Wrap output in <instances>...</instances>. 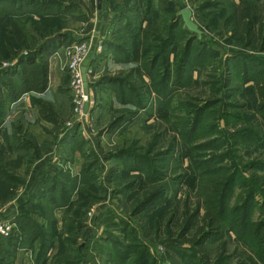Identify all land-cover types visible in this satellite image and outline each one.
<instances>
[{"label": "rangeland", "instance_id": "1", "mask_svg": "<svg viewBox=\"0 0 264 264\" xmlns=\"http://www.w3.org/2000/svg\"><path fill=\"white\" fill-rule=\"evenodd\" d=\"M132 5L145 14L148 3L103 0L110 19L96 30L97 0H0V89L20 57L41 62L42 44L65 35L50 49L58 89L0 107V223L15 224L0 233V264H264V108L243 64H264V0H154L143 40L124 18ZM186 7L203 34L181 19L174 52L160 50L151 76L153 35ZM80 41L95 44L86 116L69 68L68 46ZM140 52L139 65L105 67ZM166 56L174 77L160 81ZM34 99L52 104L46 117ZM210 179L230 188L215 235L198 228ZM186 207L199 211L189 231Z\"/></svg>", "mask_w": 264, "mask_h": 264}, {"label": "trees", "instance_id": "2", "mask_svg": "<svg viewBox=\"0 0 264 264\" xmlns=\"http://www.w3.org/2000/svg\"><path fill=\"white\" fill-rule=\"evenodd\" d=\"M147 3L148 5H146V7L144 8L146 9L145 14L137 13L138 11H137V6H135L136 4L132 5L131 7L132 9H130V11L127 10L128 12L134 13V15H131L129 17L126 16L124 17L127 18L128 24L131 21L130 23H132L133 26H136L138 23L140 24L139 26L142 27L143 22L147 21L149 23V20L153 21L149 16L151 14V6L153 5L154 0H147ZM118 7L123 8L124 5L120 4L118 5ZM123 10L125 11V9ZM171 11L175 12L174 8L171 9ZM153 15L154 13H152V16ZM123 16L124 15L122 11H118L115 15V19L120 21L121 17ZM181 19L182 17L180 16V14L175 17V13H174L173 18L171 17V21L169 24H168L169 19H167V21L163 22V26H161L160 28L157 27L163 32V35H157V34L153 35V40L156 42V44L150 46V49L154 50V55H152V59L150 60L152 62L151 63L152 67L149 69L151 76L152 75L155 76V74H153L155 68H158L159 70L160 61L157 55L160 54V50H162V54L166 53L167 55H169L171 52H174V50L172 49V46L174 45L172 44H174L175 39L178 40L176 36V30L179 27V23ZM158 25L160 24L158 23ZM185 28L189 32H191L186 26ZM191 33L193 34V32ZM64 36L65 35H61V36L57 35L55 36V38L51 40H47L45 41V43L42 44V45H46V47H43L42 50L44 49L45 50L40 52V55L42 57L41 62L37 61V55H34V53L32 52H28L27 55H29V57L22 56L23 58L28 57L27 59H21L20 57V59L16 61L14 68H11L9 70L7 69L6 76L8 77L7 79L1 82L2 85V89H0L1 108H4L7 101L15 102L26 93H32V92L43 93L46 91L49 84V70H50L49 58L52 54L51 53L52 50L50 49L52 48V46H54V44L61 45L64 42L63 41ZM170 44L172 46H170ZM91 60L94 61L93 58ZM182 61H184V59H182ZM255 62L256 60L252 59V60H248L247 63H243L244 67L246 64L247 68L250 70L252 69L251 72H253L257 76L256 78L254 77L245 80L244 83L253 80L254 84L252 86H254L255 88L256 97L258 99L257 108L258 109L260 108V110H262L264 108V73L262 71L264 70L263 69L264 67H262L264 66V64L261 61H258V65H257ZM164 64L165 67L161 66L162 67L161 73L164 74V77L163 78L161 77L160 81H162L163 79H166V81H168L169 79L172 80L174 77V67H172L169 57L166 56V60L164 61ZM11 70L13 71L11 72ZM156 80L159 81V78L155 79V81ZM34 103L38 105L39 112L43 117L47 116L46 110L48 108L52 109L51 103H45V101L41 99L39 100L34 99ZM258 180L259 182L261 181L260 184L262 185V189L264 190V177H258ZM199 192H200V197L202 196V198L204 199L203 203L206 208V213L201 218L202 224L199 225L198 228L199 230H201V232L203 229H207L209 233L206 235H210V233L215 235L223 228V222L221 217L227 205V199L230 192V188L228 189L226 185L224 186L220 181L217 180L215 181L210 179L199 186ZM263 209L264 207L262 205L261 212L263 211ZM198 212L199 211L197 207L190 212H188V209L186 207L185 216L187 218L186 220L187 222L185 229L188 228L187 231L197 226V223L199 222ZM259 223H255V224H259ZM0 236H4V235L0 234ZM38 239L39 238H37V240ZM262 241H264V236H262ZM41 244L43 248H45V246L47 245L46 240L43 239L41 241ZM49 247L47 245L46 249Z\"/></svg>", "mask_w": 264, "mask_h": 264}, {"label": "built area", "instance_id": "3", "mask_svg": "<svg viewBox=\"0 0 264 264\" xmlns=\"http://www.w3.org/2000/svg\"><path fill=\"white\" fill-rule=\"evenodd\" d=\"M68 49H71L70 58H69V68L73 77V87L76 92L75 109L81 113L82 116L88 114L85 108L86 104H90L88 101V91L86 87V81L84 79V73L82 71L83 63L88 53L90 51V46L86 41L75 42L71 46H68ZM87 73V72H86ZM15 226L14 223L9 224L7 222L0 223V233L4 235H9L12 227Z\"/></svg>", "mask_w": 264, "mask_h": 264}, {"label": "crops", "instance_id": "4", "mask_svg": "<svg viewBox=\"0 0 264 264\" xmlns=\"http://www.w3.org/2000/svg\"><path fill=\"white\" fill-rule=\"evenodd\" d=\"M120 5V4H119ZM114 14V13H113ZM113 14L111 15V17L113 16ZM105 18H107V16H103V19H104V21H102V24H101V26H103V24H106L105 22H107L108 23V21H109V17L107 18V19H105ZM125 20V19H124ZM120 21H121V19H120ZM125 21H122V23L121 24H119L120 25V27L119 28H121L122 27V24L124 23ZM96 23L97 22H95V27H96ZM116 25L117 24H115L114 26H115V28H116ZM127 25V24H126ZM143 27H144V25H142ZM142 28V27H141ZM143 29L144 28H142L141 29V31H140V35H139V37H138V40L140 39V40H143L142 39V36H143ZM115 30H118V29H115ZM121 31H122V28L120 29ZM110 31V30H109ZM120 31V32H121ZM114 33H116V32H114ZM117 34V33H116ZM116 34H111V33H109V37L111 36L112 38H113V40L114 41H116ZM149 42H151V39H150V41ZM115 43H118L119 45H121V42L120 41H116ZM146 45H148V44H146ZM142 46L143 45H140V47L142 48ZM126 48H128V49H130L129 47H126ZM128 55V54H127ZM120 56H122V55H120ZM142 56H143V54H142V52H140V57L139 58H136L135 60H132L131 58H130V60L129 61H124V60H122V58L119 60V61H115V60H112L111 58H108V59H105V61H106V63H104L105 64V67L107 66L108 67V69L109 70H111L112 72H114V70L116 69H120V68H127V66H130V65H133V64H135V66L136 65H139L140 64V62H141V60H142ZM58 60H55V61H53V63H51V65H50V76H49V84H48V88L46 89V91L45 92H43V93H40V94H44V93H48V92H50L51 94H53L54 93V89H58V87L60 86V84H61V80H62V77H61V73H60V68H62V66L60 67V66H58ZM120 66H124V67H120ZM113 67H116L115 69H113ZM140 72V74L139 75H141V76H143V75H145V73H142L143 71H139ZM145 76H147V75H145ZM149 78V77H148ZM247 84H249L248 86H250V85H252V83H250V81L249 82H247ZM36 111V113H38L39 114V109L38 108H36L35 109Z\"/></svg>", "mask_w": 264, "mask_h": 264}, {"label": "water", "instance_id": "5", "mask_svg": "<svg viewBox=\"0 0 264 264\" xmlns=\"http://www.w3.org/2000/svg\"><path fill=\"white\" fill-rule=\"evenodd\" d=\"M97 23H96V30H99L103 21V0H97ZM180 16L182 17L185 26L193 33H197L198 35L203 34V30L200 29L198 23L194 21L193 18V11L190 7H186L182 9L179 12ZM62 34H59L61 36ZM97 42V39L95 38L94 43ZM94 50H95V44L92 45L91 50L88 53V56L84 60L82 71L84 73V79H86V69L87 65L89 64L90 60L93 58L94 55ZM85 108H87V104L85 105Z\"/></svg>", "mask_w": 264, "mask_h": 264}]
</instances>
